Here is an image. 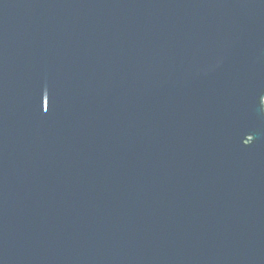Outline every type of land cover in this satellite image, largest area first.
Wrapping results in <instances>:
<instances>
[{"label":"water","instance_id":"water-1","mask_svg":"<svg viewBox=\"0 0 264 264\" xmlns=\"http://www.w3.org/2000/svg\"><path fill=\"white\" fill-rule=\"evenodd\" d=\"M0 264H264V0H0Z\"/></svg>","mask_w":264,"mask_h":264}]
</instances>
